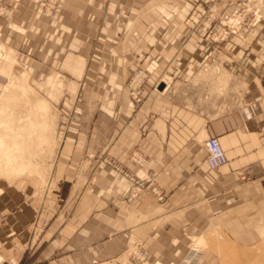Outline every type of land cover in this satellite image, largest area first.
I'll use <instances>...</instances> for the list:
<instances>
[{
    "label": "rangeland",
    "instance_id": "obj_1",
    "mask_svg": "<svg viewBox=\"0 0 264 264\" xmlns=\"http://www.w3.org/2000/svg\"><path fill=\"white\" fill-rule=\"evenodd\" d=\"M64 1L43 0L41 14L54 21ZM137 1L144 5L147 0ZM165 2L177 10L172 18L183 21L189 28L184 32L185 37L195 40L191 62L162 64L151 60L131 64L132 68L128 65L121 89L114 96L119 107L109 111L103 105L105 96L92 93L95 82L73 71L69 59L68 63L62 62L64 56L47 69L24 64L19 59L17 50L3 37V24L14 26L16 8L11 0H0V98L11 77L26 71L31 92L23 97L46 101L54 119L49 141L36 146L29 155L32 167L0 173V264H33V247L18 259L24 233L34 236L39 233L42 239L60 229L70 231L76 226L82 227V221L88 217L101 220L106 194L103 183L107 175L113 174L117 183L131 182L121 207L122 213L131 220L163 211L161 203L167 193L146 183L145 160L138 158L135 150L131 153V162L145 166L139 171L118 157L121 136L126 135L127 127L134 125L135 112L147 107L152 92H163V96L168 94L176 101L213 115L230 109L232 98L235 100L243 87L261 85V80L238 77L237 72L264 69V62H246L242 56L247 51L264 48V0ZM107 7L108 0L102 16ZM178 11L184 14L179 15ZM124 30L125 26L124 37L138 34L133 27ZM165 33L162 32V37ZM8 51L13 55L11 64ZM74 66L77 71L81 62H75ZM49 77L55 82H47ZM161 84H164L162 89ZM49 91L55 93L52 95ZM12 107L9 105L0 112L8 114ZM235 207L213 209L215 215L210 214L207 223L191 224L189 236L185 235L190 242L188 255L182 264H264V204L240 213ZM115 210L118 212L119 208ZM22 220H27L23 228ZM93 228L96 235L102 233L101 223H92ZM198 250L203 253L201 260ZM116 257L109 261L141 264L148 259L149 250L141 237L132 234L127 250Z\"/></svg>",
    "mask_w": 264,
    "mask_h": 264
},
{
    "label": "crops",
    "instance_id": "obj_2",
    "mask_svg": "<svg viewBox=\"0 0 264 264\" xmlns=\"http://www.w3.org/2000/svg\"><path fill=\"white\" fill-rule=\"evenodd\" d=\"M105 1L65 0L50 21L41 14L43 0H11L16 8L14 26L3 24V37L24 64L47 69L63 56L62 62L69 59L73 71L95 82L92 93L105 96L104 108L114 111L119 107L114 96L128 65L151 60L186 64L191 62L195 40L185 37L189 28L172 18L177 10L165 0H151L153 4L147 0L144 5L137 0H108L102 16ZM123 26L124 31L136 28L138 34L124 37ZM242 56L246 62H264V48ZM79 61L76 71L74 63ZM237 73L259 79L261 85L243 87L230 109L208 115L168 94L152 92L147 107L135 112L134 125L121 136L118 157L142 171L143 163L129 160L135 150L148 166L146 183L167 193L162 212L131 220L121 210L131 182L117 183L113 174L107 175L101 220L88 217L82 227L60 229L42 239L39 233H24L18 259L33 247V264H116L109 259L121 256L135 234L149 250L141 264H182L190 246L185 235L189 236L192 223H207L220 207L234 205L240 213L264 204V69ZM210 136L220 139L228 156L219 168L206 163L205 140ZM21 223L23 228L27 220ZM92 223H101V234H95ZM197 253L201 260L203 253Z\"/></svg>",
    "mask_w": 264,
    "mask_h": 264
},
{
    "label": "bare ground",
    "instance_id": "obj_3",
    "mask_svg": "<svg viewBox=\"0 0 264 264\" xmlns=\"http://www.w3.org/2000/svg\"><path fill=\"white\" fill-rule=\"evenodd\" d=\"M8 56L9 63H13L11 51H8ZM7 65L9 64H5ZM26 78V71L13 75L5 86L7 87L4 89L5 93L0 98V103H2L0 110L9 105L14 108L5 115L1 113L2 111L0 112V173L32 167L29 159L30 153L34 152L36 146L49 141L51 132L54 130V119L48 110L49 104L40 99L25 97L28 99L26 100L23 97L31 92ZM47 82L55 81L53 77H49ZM49 92L52 95L55 93L54 91ZM27 102L31 105H27ZM5 117L8 118L5 119Z\"/></svg>",
    "mask_w": 264,
    "mask_h": 264
},
{
    "label": "built area",
    "instance_id": "obj_4",
    "mask_svg": "<svg viewBox=\"0 0 264 264\" xmlns=\"http://www.w3.org/2000/svg\"><path fill=\"white\" fill-rule=\"evenodd\" d=\"M206 163L210 168H219L228 162L227 153L217 136L205 140Z\"/></svg>",
    "mask_w": 264,
    "mask_h": 264
},
{
    "label": "water",
    "instance_id": "obj_5",
    "mask_svg": "<svg viewBox=\"0 0 264 264\" xmlns=\"http://www.w3.org/2000/svg\"><path fill=\"white\" fill-rule=\"evenodd\" d=\"M163 86H164V84H161L160 88L162 89V88H163Z\"/></svg>",
    "mask_w": 264,
    "mask_h": 264
}]
</instances>
